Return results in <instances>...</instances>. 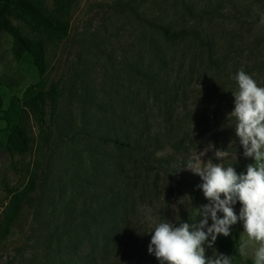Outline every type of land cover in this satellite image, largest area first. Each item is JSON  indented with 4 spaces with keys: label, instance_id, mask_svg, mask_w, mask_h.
<instances>
[{
    "label": "rangeland",
    "instance_id": "1",
    "mask_svg": "<svg viewBox=\"0 0 264 264\" xmlns=\"http://www.w3.org/2000/svg\"><path fill=\"white\" fill-rule=\"evenodd\" d=\"M39 1L69 33L36 30L11 9L20 33L46 44L42 77L14 36L0 32V128L8 118L27 143L0 130V231L14 193L31 186L0 238V264H159L148 253L155 227L191 223L208 203L199 175L179 170L210 142L202 166L246 174L254 163L230 113L239 71L264 87V0ZM162 27L183 35L166 38ZM43 82L58 91L44 104L46 123L27 103ZM141 133L144 145L133 148ZM126 135L129 146L112 141ZM217 150L227 157L217 160ZM229 236L246 241L243 223ZM254 250L223 254L255 264Z\"/></svg>",
    "mask_w": 264,
    "mask_h": 264
},
{
    "label": "clouds",
    "instance_id": "2",
    "mask_svg": "<svg viewBox=\"0 0 264 264\" xmlns=\"http://www.w3.org/2000/svg\"><path fill=\"white\" fill-rule=\"evenodd\" d=\"M235 80L238 91L232 93L235 106L230 114L236 119L235 132L243 155L253 158L254 163L247 166L246 174H237L233 166L224 167L220 163L202 166L201 157L214 147L210 142L179 170L199 175L202 184L197 187L208 203L198 207L191 223L168 221L155 227L148 253L159 264H233L232 257L217 252L214 245L218 236L228 237L231 227L238 222L243 223L247 235V240L240 244V255L246 256L247 248L254 245L255 264H264V87L258 86L243 70L236 74ZM227 155L223 150L215 152L217 160ZM237 202L241 205L239 214L234 210ZM218 213L223 214L222 218ZM206 248L212 249L211 257L206 256Z\"/></svg>",
    "mask_w": 264,
    "mask_h": 264
},
{
    "label": "trees",
    "instance_id": "3",
    "mask_svg": "<svg viewBox=\"0 0 264 264\" xmlns=\"http://www.w3.org/2000/svg\"><path fill=\"white\" fill-rule=\"evenodd\" d=\"M12 8H15L17 11L21 12L23 16L27 19L29 24L36 30H42L45 32H49L50 34H57L58 35H68L69 33V26L67 23L63 22L62 20L56 18L55 16L51 15L46 8L42 5L39 0H0V32L1 31H8L10 32L14 38L16 39L20 49L23 52H27L33 59L34 63L39 69L40 75L43 77L44 75V60H45V52H46V44L43 39L31 40L30 38L25 37L20 33L19 28L14 25L10 20V15L12 13ZM162 35L166 38H176L181 37L183 35L182 32H177L171 34L170 31L166 28H161ZM58 95L57 89L52 86L50 89L47 87L45 82L42 84V88L33 96L31 99L28 100V105H31L35 108L39 113L40 120L42 123H46V110L44 107L45 102L48 99H52ZM25 103V102H24ZM7 126L2 131L11 132L14 138L17 140L18 145L21 148H26V137L23 133L22 128L20 127H12L8 118L5 119ZM143 133L139 136V139L131 145L133 148L135 145H144L143 142L147 139L144 138ZM126 140L128 142H120L118 137L112 140L116 145H126L129 146L131 141V137L126 135ZM154 142L157 141V137H153ZM147 141H150L148 139ZM95 169H101V171L105 172L104 166L98 167L95 165ZM117 172V171H116ZM106 173V172H105ZM107 174V173H106ZM112 175V174H107ZM30 187L28 189H24L23 191H18L14 193L12 200L8 207V217L6 220V224L4 225L3 229L0 231V238L5 236L10 229L11 224L17 219L23 204L26 200V197L29 193ZM115 197H112V201H116ZM106 203V199H102V205ZM105 214V210L103 215ZM89 237L95 238L94 233L88 234ZM94 245V249L92 250L95 252L97 247ZM218 250L221 253L240 256L239 247L240 243L238 240L233 241L231 236L224 237L218 240L217 243ZM102 248H100L98 252H100ZM95 255V254H94ZM97 255V254H96Z\"/></svg>",
    "mask_w": 264,
    "mask_h": 264
}]
</instances>
